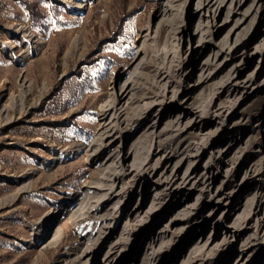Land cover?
<instances>
[{"label": "rangeland", "instance_id": "rangeland-1", "mask_svg": "<svg viewBox=\"0 0 264 264\" xmlns=\"http://www.w3.org/2000/svg\"><path fill=\"white\" fill-rule=\"evenodd\" d=\"M162 2L0 0V108L2 105L6 107L10 119L3 123L0 117V264H85V259L79 255L86 246L93 245L102 226L97 216L110 212L111 203L76 224L70 221L69 215L63 221L58 218L63 207L70 209L71 200L81 202L86 197L87 185L99 177L100 163L90 161L84 151L70 153L62 162L52 160L56 154H64L70 147L87 146L93 141L99 132L101 105L110 99L113 91L117 92L120 83L132 77L134 67L143 55L149 72L162 60L160 53L167 30L163 28L160 31L157 41L143 40L144 31L148 23H152L153 15ZM198 2L185 1L180 27V55L181 52L186 53L187 48H192L193 52L187 64L188 81L197 80L215 45L221 43L232 26L231 20H225L228 0L216 14L215 21L219 27L212 29V43L204 46L195 30L199 20L205 18V11L200 13L195 10ZM261 2L264 3V0ZM249 4L250 0H244L240 12L248 9ZM30 9L35 14L32 15ZM23 28L33 36L34 43L29 42L27 32L26 35L20 30ZM237 32L241 35L247 32L245 39L249 44L246 50L230 60L215 78L195 88H187L188 81L185 79L183 86L187 93L183 102L188 107L208 110L209 116L206 117L209 119L210 114L218 110L217 107L231 106L233 109L224 119L227 131L222 144L209 143L195 164L194 173L201 176L209 159L216 158L221 164L212 179V190L226 193L232 190L237 194L227 209L215 208L201 228L195 227L185 236L184 251L192 250L196 243L203 245L208 241L199 256V264H232L244 248V243L248 249L242 263L264 264V254L257 255L253 250L263 237L258 224L264 215V200L257 209L256 196L261 194L264 197L260 181L264 176L244 180L249 165L262 166L264 161V127L260 129L257 125V119L264 117V89L250 92L232 105L223 93L212 99L215 92H220L218 83L231 68L245 77L258 65V56L250 58L248 54L264 38V18L256 17L252 12L239 29L231 31L229 42L235 39ZM75 39H78L76 44ZM167 77L171 87H179L172 65ZM255 79L257 85L264 82L263 65ZM23 80L30 88L29 94L24 97L23 109L8 108L9 98L19 94V84ZM150 81L147 82L150 88L147 98H154L159 90L157 94L161 96L162 82L154 81V85ZM167 120V115H163L157 137L151 136V145L160 153L174 152L170 163L179 161L188 145L198 142L202 134L215 129V124L211 123L202 132L187 128L171 137L163 128ZM181 121L185 123L186 116ZM233 138V142L246 139L245 148L242 150L236 146L237 149L229 153L224 154L223 150L219 154L218 149H226L225 145ZM130 143H124V151L129 149ZM239 149L242 152L240 158ZM131 161L130 156L121 163L129 167ZM233 164L236 165L235 173L227 180L225 170ZM185 168L186 161L177 167L178 181ZM26 172L31 173L29 186L18 192L20 185L17 178ZM126 181H136L131 207L142 203L141 211H146L152 201V187L144 186L145 194L139 198L141 181L135 175L127 177ZM196 195L197 190H193L188 202L194 201ZM214 204L213 201L204 205L199 211L200 218H205ZM50 212L54 213V218L45 230L44 220ZM171 213L172 216L174 211ZM122 224L123 221L113 226L112 239L120 233ZM238 224L247 230L233 240L225 231L234 225L240 226ZM182 227V224H177L172 228L177 232ZM41 231L45 235L40 238L45 240L38 242ZM151 238L149 233L138 244L139 257ZM180 256L177 253L168 264H177L181 261Z\"/></svg>", "mask_w": 264, "mask_h": 264}, {"label": "bare ground", "instance_id": "bare-ground-1", "mask_svg": "<svg viewBox=\"0 0 264 264\" xmlns=\"http://www.w3.org/2000/svg\"><path fill=\"white\" fill-rule=\"evenodd\" d=\"M162 1L153 15L152 23H148L143 35V40L151 39L154 42L157 41L163 28L167 30V38L160 53L162 60L154 66L152 72H149L143 55L135 65L132 77L120 83L117 92L114 93L113 91L110 99L101 105V123L99 132L93 141L87 146L75 145L70 147L64 151V154L63 152L56 154L52 160V162H62L70 153L84 151L90 161L100 163L99 177L87 185L86 197L81 202L71 200L70 209L63 207L58 218L59 221H63L69 215L70 221L76 224L89 217L90 214L97 213L101 207H106L111 203L110 212L97 216L102 226L93 240V245L86 246L79 255L80 257L83 256L85 264H168L174 260L177 253L181 255V261L177 264H199L201 262L199 256H201L208 241L203 245L196 243L192 250L184 251L182 246L185 243V236L195 227L201 228L204 224L203 221L208 220L215 208L227 209L237 196L232 190L229 193L220 192L218 189L212 190V179L221 164L216 158L211 157L209 159L201 176L194 173L195 164L204 154L207 145L211 142L218 146L222 144V138L227 131L224 119L233 112V109L231 106L217 107L218 110L211 113L209 119L206 117L208 110L188 107L187 103L183 102L187 95L183 89L184 81L185 79L189 80L187 64L190 61V55H193L192 48H187L186 53L181 52L180 55V27L183 22L186 0ZM226 1L228 0H215L213 3L212 0H199L196 4L195 10L200 11V13L205 11V18L203 21L199 20L195 29L199 33V42L204 46L212 43V29L219 27L215 17ZM243 1L229 0L225 20H231L232 26L221 43L215 45L211 57L204 64L197 80L187 82L185 85L187 88H195L200 86L199 84L215 78L230 60H233L240 51L246 50L249 44L248 40L245 39L247 32L244 33V31L241 35L238 31L235 39L230 42L229 35L231 31L235 32L239 29L252 12L254 16H258L260 19L264 18V3L261 0H250L248 9L240 12V5ZM251 9L252 11H250ZM252 18L253 16H251ZM20 30L24 31L25 34L27 32L29 42L34 43L33 36L27 29ZM77 42L78 39H75V44ZM27 52L29 51L27 50ZM248 55L250 58L258 56L259 62L254 71L242 77L238 70L231 68L218 83L217 88L220 92H215L212 99L223 93L227 97L228 103L232 105L242 96L264 89V82L260 85L255 82V75L262 65L264 66V38L253 46ZM171 65L178 76L179 87H171L168 82L167 73ZM150 79L152 83L154 81L162 82L161 96L157 94L159 90L157 93L155 92L154 98H147L150 89L147 82ZM18 92L19 94H13L9 98L10 106L8 108L21 111L25 101L24 97L30 92L26 81L23 80L19 84ZM163 115L168 117L163 128L169 132L171 137H175L187 128L202 132L211 123L215 124V129L202 134L198 142L188 145L187 151L179 161L170 163L174 157V152L160 153L158 148H152L151 145V136L157 137V130ZM185 116L186 121L182 123L181 118ZM0 117L3 123L10 120L6 107L3 105L0 108ZM257 125L260 129L264 127L263 116L257 119ZM234 139L225 145L226 149H218L219 154L223 150H225L224 154L229 153L231 150L237 149L236 146L242 150L245 148L246 139L242 138L240 141L235 140L233 142ZM127 141H131L130 147L124 151L123 146ZM241 149H239L238 158L241 157ZM130 156L132 157L131 164L129 167H124L121 160ZM153 157L156 158L153 160ZM184 161H186V168L180 181H178L177 167ZM234 166L236 165H230L231 168L225 170L227 180L235 173ZM30 175L31 173L26 172L22 177L17 178L20 185L18 192L28 188ZM132 175L141 181L139 198L145 194L144 189L146 187L144 186L150 185L153 189L152 201L146 211H141L142 203L137 207L130 205L135 195L136 181L127 182L126 178ZM258 175L264 176V161L262 166L249 165L244 173V180H253ZM260 181L264 188V179ZM193 190H197V195L195 200L189 203V196ZM256 198V208L258 209L264 197L259 194ZM213 201L215 204L209 209L207 216L200 218L199 211L201 208L209 202L213 203ZM172 211L174 213L171 216ZM53 216V212L46 215L43 224L45 230L51 226ZM121 221H123L121 231L112 239L113 226ZM263 221L264 215L259 219V224L255 223L258 224L259 228L261 227L263 232V237L253 249L257 255L264 254ZM161 222L163 223L159 227ZM177 224H182L183 227L175 232L172 227ZM215 228L216 223L213 225V230ZM246 230L247 228L244 226L234 225V227L226 228L225 232L234 240ZM149 233L152 238L146 243L142 255L139 257L138 251L140 252V249L138 250L139 247L137 246ZM44 235L45 233L41 231L37 241H44V238H40ZM88 239H90V235ZM53 241L55 242L54 239ZM242 246L244 248L232 264H243L242 259L248 246L245 243ZM103 248L105 251L101 252Z\"/></svg>", "mask_w": 264, "mask_h": 264}, {"label": "trees", "instance_id": "trees-1", "mask_svg": "<svg viewBox=\"0 0 264 264\" xmlns=\"http://www.w3.org/2000/svg\"><path fill=\"white\" fill-rule=\"evenodd\" d=\"M32 9H33V8H32ZM32 9H30V13L33 15V14H35V13H34V11H33Z\"/></svg>", "mask_w": 264, "mask_h": 264}]
</instances>
